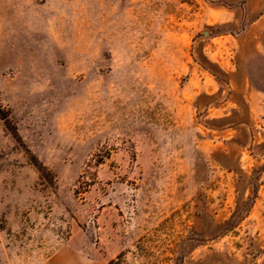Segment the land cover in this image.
<instances>
[{
  "label": "rangeland",
  "instance_id": "1",
  "mask_svg": "<svg viewBox=\"0 0 264 264\" xmlns=\"http://www.w3.org/2000/svg\"><path fill=\"white\" fill-rule=\"evenodd\" d=\"M263 7L0 0V264H264Z\"/></svg>",
  "mask_w": 264,
  "mask_h": 264
},
{
  "label": "crops",
  "instance_id": "2",
  "mask_svg": "<svg viewBox=\"0 0 264 264\" xmlns=\"http://www.w3.org/2000/svg\"><path fill=\"white\" fill-rule=\"evenodd\" d=\"M261 10L262 11L257 13L254 19L249 23L245 32L249 33L261 31L264 35V7ZM253 38L256 42V52H260L261 55H264V53H261L262 51L259 49L261 43L264 42V37L259 38L255 35ZM231 71H233V69ZM246 89L250 90V95L245 98V103L248 107H250L249 111L251 112L253 119H256V117H259L260 114H263L264 112V91L251 85L249 81H246Z\"/></svg>",
  "mask_w": 264,
  "mask_h": 264
},
{
  "label": "trees",
  "instance_id": "3",
  "mask_svg": "<svg viewBox=\"0 0 264 264\" xmlns=\"http://www.w3.org/2000/svg\"><path fill=\"white\" fill-rule=\"evenodd\" d=\"M123 254H119L114 260L110 261L109 264H122Z\"/></svg>",
  "mask_w": 264,
  "mask_h": 264
}]
</instances>
